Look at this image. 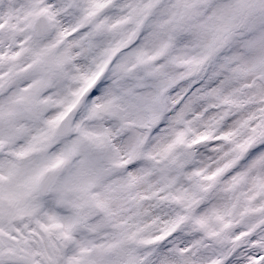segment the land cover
<instances>
[{
	"label": "snow or ice",
	"instance_id": "snow-or-ice-1",
	"mask_svg": "<svg viewBox=\"0 0 264 264\" xmlns=\"http://www.w3.org/2000/svg\"><path fill=\"white\" fill-rule=\"evenodd\" d=\"M0 264H264V0H0Z\"/></svg>",
	"mask_w": 264,
	"mask_h": 264
}]
</instances>
